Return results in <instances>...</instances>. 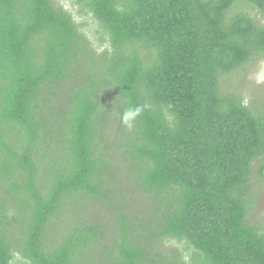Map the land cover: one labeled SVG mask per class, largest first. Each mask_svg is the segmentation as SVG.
<instances>
[{"label": "trees", "instance_id": "1", "mask_svg": "<svg viewBox=\"0 0 264 264\" xmlns=\"http://www.w3.org/2000/svg\"><path fill=\"white\" fill-rule=\"evenodd\" d=\"M73 1L0 0V264H264V0Z\"/></svg>", "mask_w": 264, "mask_h": 264}, {"label": "rangeland", "instance_id": "2", "mask_svg": "<svg viewBox=\"0 0 264 264\" xmlns=\"http://www.w3.org/2000/svg\"><path fill=\"white\" fill-rule=\"evenodd\" d=\"M60 5L64 6L66 10H69L76 19L78 24H82L81 31L86 33L94 45L99 46L96 38H99V26L91 15L80 16L78 14V8L73 0H60ZM248 72L243 79L236 84L241 86L240 92L246 99L247 103L256 100L255 102L264 107V60L257 64H251L248 67ZM234 78L226 79L224 87L229 88L234 85ZM243 82V83H242ZM236 87V86H235ZM250 198L252 199V211L249 217L250 224L258 227L264 232V182L255 176L252 182V190L250 191ZM147 200L137 197L135 202L127 207L129 212L139 213L146 211ZM111 221V217L109 218ZM60 230V228H59ZM62 233V232H61ZM176 249L183 251L184 257L192 256L196 254V251L186 243L173 242ZM188 259V258H187ZM189 260V259H188ZM14 264H20L15 262Z\"/></svg>", "mask_w": 264, "mask_h": 264}, {"label": "clouds", "instance_id": "3", "mask_svg": "<svg viewBox=\"0 0 264 264\" xmlns=\"http://www.w3.org/2000/svg\"><path fill=\"white\" fill-rule=\"evenodd\" d=\"M147 107H149V105L147 104L143 106H131L130 105L123 111L121 115L122 123L125 124L129 128L133 127L134 122L141 115L143 110Z\"/></svg>", "mask_w": 264, "mask_h": 264}]
</instances>
